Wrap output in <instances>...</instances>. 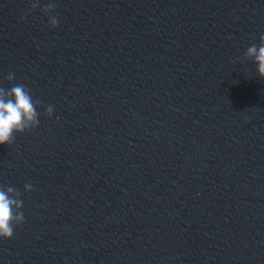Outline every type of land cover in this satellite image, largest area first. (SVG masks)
<instances>
[{
  "label": "clouds",
  "instance_id": "9594fccd",
  "mask_svg": "<svg viewBox=\"0 0 264 264\" xmlns=\"http://www.w3.org/2000/svg\"><path fill=\"white\" fill-rule=\"evenodd\" d=\"M40 7L39 0H33L30 11H35ZM56 5L49 0V3L41 9L48 15V22L55 28L58 17L51 15ZM27 15V14H26ZM22 17L21 19L26 18ZM260 44H253L247 48L243 59L251 61L257 66V75L264 79V34L259 37ZM14 73L9 72L6 79L12 81ZM40 101L33 100L29 90L23 84L13 85L6 90L0 87V145H11L15 142V136L19 133L31 131L39 126V113L37 106ZM54 107L47 105L45 115L49 118L53 116ZM33 191V186L29 183L25 185V192ZM21 193L13 187H0V238L11 239L14 236L15 226L24 223V213L21 210L23 201Z\"/></svg>",
  "mask_w": 264,
  "mask_h": 264
}]
</instances>
